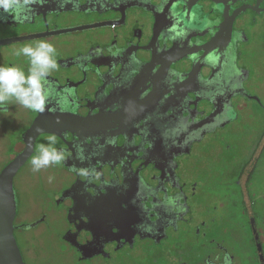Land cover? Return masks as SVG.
Masks as SVG:
<instances>
[{
	"label": "flooded vegetation",
	"instance_id": "1",
	"mask_svg": "<svg viewBox=\"0 0 264 264\" xmlns=\"http://www.w3.org/2000/svg\"><path fill=\"white\" fill-rule=\"evenodd\" d=\"M39 40L45 110L0 108V172L46 120L14 176L26 264H264V0L0 10V65L27 71L15 50ZM53 134L66 158L34 173Z\"/></svg>",
	"mask_w": 264,
	"mask_h": 264
},
{
	"label": "clouds",
	"instance_id": "2",
	"mask_svg": "<svg viewBox=\"0 0 264 264\" xmlns=\"http://www.w3.org/2000/svg\"><path fill=\"white\" fill-rule=\"evenodd\" d=\"M38 0H0V10L13 15L16 20H22L32 10ZM16 56H24L28 61L25 71L15 64L0 65V108H7L9 102H14L31 111L45 110L49 98L48 76L57 69L55 45L48 40H39L34 45L27 44L15 50ZM56 135L46 137L37 152L31 158V170L40 173L65 160V152L57 147ZM79 159H84L83 152L78 150ZM81 174L87 175V172ZM55 177L50 175L48 182Z\"/></svg>",
	"mask_w": 264,
	"mask_h": 264
},
{
	"label": "water",
	"instance_id": "3",
	"mask_svg": "<svg viewBox=\"0 0 264 264\" xmlns=\"http://www.w3.org/2000/svg\"><path fill=\"white\" fill-rule=\"evenodd\" d=\"M25 38L27 37L18 39ZM70 120L71 118L68 121ZM43 131H46V120L40 116L27 133L25 150L0 172V264H26L14 232L19 200L14 176L30 157L36 138Z\"/></svg>",
	"mask_w": 264,
	"mask_h": 264
}]
</instances>
